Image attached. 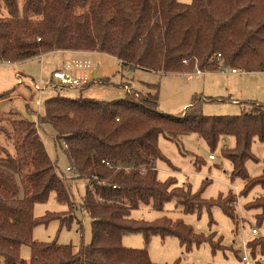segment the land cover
Masks as SVG:
<instances>
[{
	"label": "trees",
	"instance_id": "1",
	"mask_svg": "<svg viewBox=\"0 0 264 264\" xmlns=\"http://www.w3.org/2000/svg\"><path fill=\"white\" fill-rule=\"evenodd\" d=\"M59 51L107 54L129 71L264 72V0H0V64ZM147 88L148 93L128 90L113 101L57 92L45 100L39 123L15 113L1 120L7 126L0 127V134L14 151L0 145L2 264H154L146 248L123 245V238L135 233L147 244L161 236L178 238L187 251L206 242L214 252L223 249L213 234H197L183 220L163 216L149 223L135 220L132 212L142 207L164 212L171 202L186 214L218 206L237 225L233 191L205 200L202 192L178 186L174 177L159 179L158 161L176 171L159 139L165 136L180 146L183 136L195 134L213 153L224 140L234 138L235 145L222 149V155L232 164V181L243 183L240 196L246 197L256 186L264 188V174L252 179L246 168L248 161H258L252 153L255 139L264 141V106L253 105L238 116H207L205 99L194 96L185 111L166 114L159 109L160 85ZM5 96L0 94V99ZM43 125L55 130L56 144L77 177L59 173L41 138ZM203 163L196 157V167ZM78 180L86 182L78 206L91 218V243L75 251L72 245L35 240L38 226L57 220L70 227L77 220L74 213L70 221L63 214L78 210L73 192ZM52 194L69 210L36 218V205L47 204ZM245 209L259 211L256 225L264 227V197ZM23 247L31 251L29 260L22 257ZM248 248L255 264L258 252L264 257V235L250 241Z\"/></svg>",
	"mask_w": 264,
	"mask_h": 264
},
{
	"label": "rangeland",
	"instance_id": "2",
	"mask_svg": "<svg viewBox=\"0 0 264 264\" xmlns=\"http://www.w3.org/2000/svg\"><path fill=\"white\" fill-rule=\"evenodd\" d=\"M178 1L191 4L193 0ZM78 57L80 59L74 60L73 56L53 52L43 55L40 59L19 62L16 66L0 64V94H7L10 97L0 102V127L7 126V123L1 120L11 113L18 114L28 121L39 123V117L44 113L45 100L55 96L57 92L71 98H77L82 94L85 98L113 101L124 98L128 90L148 93L151 90L147 88V84L160 85L159 109L166 114L183 112L190 106L194 96L205 99L203 113L207 116H238L244 110H250L253 105L264 106V72L239 71L238 75H233L231 68H226L223 69L225 70L223 74L220 71L203 72L202 76L193 72L159 74L143 70L122 69L121 63L107 54L94 53L78 55ZM64 64L70 65L72 70L78 67L75 76L86 77L90 85L79 88L59 87L50 77L53 71L63 68ZM16 72H21L19 78L23 79L22 84L16 78ZM94 73L97 78H94ZM24 75L31 76L27 77L29 82ZM190 76L192 80L189 79ZM107 80L109 81L106 82ZM35 83L43 84L44 90L41 94L34 90L33 84ZM38 98L42 100L41 106L36 104ZM27 101H32L31 106H28ZM40 135L50 157L57 163L59 173L72 178L67 171L69 167L67 158L60 146L56 144V133L53 127L41 126ZM227 141L229 146L234 145V138H228ZM0 145L14 153L12 145L5 140L3 134H0ZM226 146V144L220 145L212 153L206 142L195 134L183 136L180 146L169 141L165 136H161L159 147L164 156L176 167V171H173L165 161H158L157 169L162 182L174 177L178 186H190L193 193L202 192L205 200H216L220 195L226 196L233 191L237 198L235 204L237 225L218 206L213 207L210 212L204 209L201 214H186L176 208L174 202H171L166 205L164 212H157L148 207L132 212V218L135 220L149 223L163 216L172 220H183L197 234L205 236L213 234L214 242L222 245L223 249L214 252L211 244L206 242L193 245L187 251L181 246L178 238H162L161 236H153L147 244L140 233L126 235L123 245L132 249L146 248L154 264H174L177 261H181V264H242L241 254L244 252V242L249 243L257 238L253 236L252 230L257 228L261 235H264V227L258 228L256 225L255 216L259 211L246 210L245 206L259 197H264V188L256 186L248 196H240L243 183L240 180L232 181L231 179L232 164L222 155V149ZM252 153L258 161H248L246 168L250 177L254 179L264 174V141L255 139ZM211 154L217 159L210 160ZM196 157L204 162L199 168L195 165ZM207 180L209 185L204 186ZM73 192L76 199L75 207L78 209L75 212L68 211L69 207L58 204L54 194L51 195L47 204L36 205L34 211L36 218H42L47 213L68 211L63 214L64 220H72L73 213L77 220L70 227H62L57 220L52 221L48 226H38L34 231L35 240L72 245L75 251L82 244L91 243V218L78 206L85 195L86 182L75 181ZM211 221L214 224L211 225ZM21 253L23 258L25 255L30 258L31 251L28 247H23ZM254 259L255 264L257 261L264 264V257L259 252Z\"/></svg>",
	"mask_w": 264,
	"mask_h": 264
},
{
	"label": "built area",
	"instance_id": "3",
	"mask_svg": "<svg viewBox=\"0 0 264 264\" xmlns=\"http://www.w3.org/2000/svg\"><path fill=\"white\" fill-rule=\"evenodd\" d=\"M218 58H221V55H218ZM186 62V61H184ZM77 66H80L81 65H78ZM221 73H225V70H220ZM239 71L236 70V69H231V73L233 74H237ZM198 75H201L202 72L201 71H197L196 72ZM20 77V75H18V78ZM53 80L58 84L59 87H62V88H79V87H84L86 85L89 84V80L86 78V77H78V78H75L71 73L69 72H65V71H56L53 73ZM20 80V78H19ZM20 83L22 84V80H20ZM43 84H33V88L34 90L41 94L43 92ZM47 88V87H46ZM36 104L38 106H41L42 105V100L40 98H38L36 100ZM209 159L210 160H216L217 157L213 154H211L209 156ZM109 165V164H107ZM67 171L72 175V177H77V175L75 174L74 172V168L69 166L67 168ZM252 234L253 236L255 237H259L261 236V233L259 231V229L255 228L252 230ZM241 262L242 264H254L253 263V260H252V257H251V254H250V250L248 248V242H244V252L241 254Z\"/></svg>",
	"mask_w": 264,
	"mask_h": 264
},
{
	"label": "crops",
	"instance_id": "4",
	"mask_svg": "<svg viewBox=\"0 0 264 264\" xmlns=\"http://www.w3.org/2000/svg\"><path fill=\"white\" fill-rule=\"evenodd\" d=\"M60 53H62L63 55H70V56H73V59L74 60H77V59H80L79 57H78V55H90V54H94V53H88V52H72V51H59ZM43 56V55H42ZM42 56H40V57H38V58H34V59H31V60H36V59H40V58H42ZM83 59H87V58H83ZM74 62V61H73ZM1 64H11V65H13V66H16V64L17 63H14V64H12V63H1ZM76 67V66H75ZM71 69V66L70 65H63V68H61V69H57V70H55V71H53L52 72V75H51V77H50V79H52L53 80V73L54 72H56V71H65V72H69V73H71L75 78H78V77H76L75 76V74L77 73V69H78V67H76V70L74 69V70H70ZM218 72V71H217ZM209 73H213V72H209ZM23 74V73H22ZM196 75H198L197 73H195ZM202 74H203V72H202ZM202 74L201 75H198V76H202ZM223 74V73H222ZM231 74H233V73H231ZM239 74V72L237 73V74H233V75H238ZM18 75H20L21 76V72H16L15 73V76H16V78L18 79V81L20 82V80H23V79H21L20 78V80H19V78H18ZM25 76V75H24ZM27 77H31V76H28V75H26L25 76V78L27 79V82H29L30 80L27 78ZM49 79V80H50ZM190 80H192V76H190V78H189ZM54 81V80H53ZM23 82V81H22ZM55 82V81H54ZM27 85V84H26ZM29 86V85H28ZM29 89H30V87H29ZM10 97L9 96H6V97H4L3 99H0V102L1 101H3V100H5V99H9ZM234 101H236V100H234ZM28 102V106H31V103H32V101H27ZM189 105V104H188ZM187 105V106H188ZM187 109V108H186ZM186 109H184L183 111H185ZM227 145V146H229V142L227 141V139L226 140H224L222 143H221V145L222 146H224V145ZM234 145H235V140H234ZM233 145V146H234ZM233 146H230V147H233ZM242 185V184H241ZM123 240H124V238H123ZM24 258L26 259V260H29V257H28V255H25L24 256Z\"/></svg>",
	"mask_w": 264,
	"mask_h": 264
},
{
	"label": "water",
	"instance_id": "5",
	"mask_svg": "<svg viewBox=\"0 0 264 264\" xmlns=\"http://www.w3.org/2000/svg\"><path fill=\"white\" fill-rule=\"evenodd\" d=\"M94 78H97V75H96V73H94Z\"/></svg>",
	"mask_w": 264,
	"mask_h": 264
}]
</instances>
